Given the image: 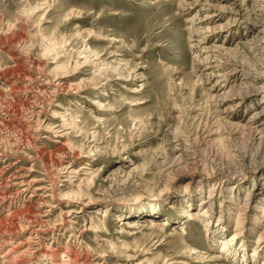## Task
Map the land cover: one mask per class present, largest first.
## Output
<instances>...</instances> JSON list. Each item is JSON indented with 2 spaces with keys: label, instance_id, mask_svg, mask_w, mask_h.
Here are the masks:
<instances>
[{
  "label": "rangeland",
  "instance_id": "1",
  "mask_svg": "<svg viewBox=\"0 0 264 264\" xmlns=\"http://www.w3.org/2000/svg\"><path fill=\"white\" fill-rule=\"evenodd\" d=\"M0 44V172L47 189L0 202V257L37 198L20 264H264V157L210 175L255 154L230 124L264 120V0H0ZM10 49L43 70L18 94Z\"/></svg>",
  "mask_w": 264,
  "mask_h": 264
},
{
  "label": "bare ground",
  "instance_id": "2",
  "mask_svg": "<svg viewBox=\"0 0 264 264\" xmlns=\"http://www.w3.org/2000/svg\"><path fill=\"white\" fill-rule=\"evenodd\" d=\"M36 10H38L36 13H38V12L41 11V9L34 8V9L31 10V13H35ZM2 46H4V45H1V47ZM15 51L13 49H10V51H8L9 54L11 55L10 56V60L12 61V66L10 68L11 70L8 71V73H7V76H6V78H7L6 84L10 87L8 91H11L13 93L18 94L20 92V89L18 88V86H16L18 83H21L22 81L25 82L26 80L27 81H35L36 80L35 79L36 77H34L33 75H41V73L43 72V70H42L41 63H35V62H33L34 60L33 61H29L28 65L25 64V62L23 61L24 59L22 60L21 57L16 56V55L14 56V54L16 53ZM84 52L83 53L82 52H78L77 53V59L74 62V68L79 65V63H80L79 60L81 59L80 58L81 56H82V59H83V63H85L88 60L87 55ZM56 55H57V53H56ZM205 59H207L206 56H205ZM22 61L24 63H22ZM95 65L96 64H94V66ZM103 69H105V68H103ZM227 71H228L227 74H223L221 72H213V71H210L208 74H210L211 76L215 75L217 78H220V81H222V80L225 81V80H227V77L228 76H232V77L235 76L234 75L235 74V70L233 68L227 69ZM216 73H218V74H216ZM4 74H6V73H4ZM4 74H3V76H4ZM121 75H122V73H120V72L116 74V76L118 78H120ZM62 78H65V77H62ZM234 78H236V77H234ZM70 90H72L71 87L68 89V91H70ZM130 92L131 93H135V91H130ZM136 93H138V92H136ZM243 93H242V97H241L240 100L243 99ZM262 93H263V96H261V97L263 99L264 98V91H262ZM2 94L3 93L1 92L0 95H2ZM17 101H18V105H19L20 102H19V100H17ZM239 103H240V101H239ZM16 104L14 106L17 108V105ZM235 105H238V103L235 104ZM1 106H3L2 102H0V107ZM19 109H20V107H19ZM19 109H18V111H19ZM9 110H10V108H9ZM13 110H15V109H13ZM110 111L112 112V108L110 106H106L105 109H104V112H110ZM263 111H264V109H262L260 111V113H258L257 115L258 116H261L262 113H263ZM224 119H226V117H224ZM1 122H2V120H1ZM230 125L232 127H234V129H235L236 132H238L237 134H243V132L248 133V135L252 138V142L253 143L251 145V148L254 149L255 154L253 156H251L246 151L244 152V154H243V152H238L237 155L234 158V162H231V163L230 162H227L224 167H222V168H220L218 170H215V171H213V172L210 173V175L218 174L220 176V179L221 180L229 179V178L233 179L232 177H235L237 179H239L238 177H241V176L243 177V172L246 169L245 168L246 167V163H249L250 162V163H252V165H254V164L258 163V162H256L257 161L256 159H258V157H262V158L264 157V120L253 119V118L250 117V119L248 121H246L245 124L232 123ZM3 174H4V172H3ZM3 174H2V172H0V202H5V201H8V200H11L13 196H17V195H20V194H29V197L28 198L31 199L32 197L35 196L36 191H42V190L44 191V190H47L45 187L44 188L42 187V188H37V189L30 190L31 189V186H29L26 183H24V181L17 182L13 178V175L4 178ZM65 197H66V199H65ZM61 199L68 200V201H73V199H76V197H71L69 195H64ZM43 203L44 202L41 199H37L36 198L35 200H33L32 202H30L26 206V209L25 210H22V211L19 210V211H15L13 213V216L17 214V215L22 216V218L25 215H26V217H28L27 215H30L32 218L35 217V216H38L39 217V220H38V223H36L34 220L31 221V219L29 218L27 221H25L26 224L23 225L22 224V221H21L22 219L14 218L12 216L13 219L10 222V227L6 230V235L7 236H10L13 240H19V241L17 242L16 245H14L10 249H8V251L2 257H0L2 259V264H20L21 263V261H20L21 258H23L24 256H26L27 254H29L30 257H33V256L34 257H39V256H42L43 255L42 252H41V249H36V248L33 249L32 241H29L30 239H32V236H35L36 237L41 232L40 224H43V222H42L43 221L42 220L43 218L42 217L45 216V214L43 215V214L40 213V211H37L38 208H39L37 206V204L43 205ZM11 204H12V207H14V204L13 203H11ZM9 206H10V204H8V207ZM12 211H14V210H12ZM65 217L68 218L69 215L68 214H65ZM90 227H91V225H90ZM25 234L28 235V239L20 240L19 239L21 237L20 235L25 236ZM263 237H264V233H263V235L259 239H261ZM229 240H231V239H229ZM232 240H233V238H232ZM230 242H232V241H230ZM224 246H225V244H224ZM229 248H231V247H229ZM230 251H231V249H230ZM232 254H234V253H232ZM86 262H87V260H84V262L82 264H86ZM246 264H248V263H246Z\"/></svg>",
  "mask_w": 264,
  "mask_h": 264
}]
</instances>
